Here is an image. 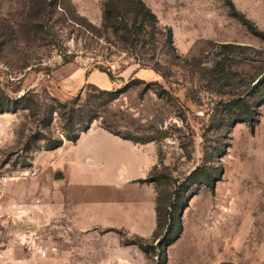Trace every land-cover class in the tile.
<instances>
[{
  "label": "rangeland",
  "instance_id": "374dc122",
  "mask_svg": "<svg viewBox=\"0 0 264 264\" xmlns=\"http://www.w3.org/2000/svg\"><path fill=\"white\" fill-rule=\"evenodd\" d=\"M45 1L44 11L40 0H0V97L15 99L34 89L66 101L82 92L83 106L88 83L124 88L104 118L123 134L155 137L148 144L157 155V182L147 183L165 199L164 210L184 183L183 232L167 248V264H264V102L252 124L229 127L224 112L212 122V97L199 93L205 69L224 53L238 74L257 70L264 39L234 13L264 32V0H231L235 10L226 0H144L160 27L173 29L175 50L164 46L163 29L157 58L148 62L158 61L165 76L137 63L133 49L112 33L89 30L90 24L102 26L105 0ZM47 23L64 41L63 52L74 55L72 62L63 64L50 44ZM225 43L244 49L227 52L220 47ZM98 65L109 66L115 80ZM162 89L167 92L161 97ZM27 114L0 111V264H159L158 256L132 243L137 236L152 241L157 225L143 232L127 223H100L127 222V211L116 202L127 205V191L135 188L116 184L112 164L86 166L87 148L97 142L122 155L127 149L92 132L76 143L65 140L55 150L34 152L31 166L13 165L15 155L5 163L38 131V121ZM92 125L104 128L102 119ZM60 129L56 117L51 131L58 136ZM207 161L213 187L191 183L190 174ZM58 197L66 203L58 204Z\"/></svg>",
  "mask_w": 264,
  "mask_h": 264
},
{
  "label": "trees",
  "instance_id": "16d2710c",
  "mask_svg": "<svg viewBox=\"0 0 264 264\" xmlns=\"http://www.w3.org/2000/svg\"><path fill=\"white\" fill-rule=\"evenodd\" d=\"M226 1L231 6V9L235 10L234 3L231 0ZM40 2L42 3V10L45 11L49 3L45 0H40ZM234 14L247 25L249 30L264 39V32L257 29L243 14L238 12ZM46 27L49 42L61 52L63 64L72 62L74 55L63 52L64 41L58 37L59 34L54 29L53 24L47 23ZM89 27L91 28L89 30L97 36L112 33L120 43L128 44L133 49L137 63L143 67L151 66L155 73L165 76L158 61L153 62V65H149L148 62H152L157 58V43L159 42L157 36L159 33H163V29L166 32L164 46L175 50L173 29L170 26L161 28L158 16L144 0H105L103 2L102 26L99 28L90 24ZM146 47L148 48L146 49ZM220 47L227 52L244 49L242 45L234 43L221 44ZM142 49H145V51H141ZM219 53L221 55L224 52L219 51ZM146 54L150 56L148 57ZM228 54L224 53L223 57L216 59L209 68L205 69V75H203L205 83H203L199 93L201 94L204 90L203 93H209L210 97H212L213 108L210 114L212 122H215L219 113L224 112L225 118L223 121L229 127L240 122L252 124L255 120L257 107L264 102V56L257 59L258 65L254 66L257 70L254 73H247L242 76V74H238L237 71L229 67ZM98 67L101 71L107 73L112 81L115 80L116 75L109 66L98 65ZM133 80L142 81L139 78ZM236 80L239 81L236 82ZM87 88V100L85 99L86 102L83 106L80 105V102L84 100L82 92L66 101H61L50 93H45L48 95L43 96L34 89L28 90L25 94L15 99H10L8 94H2L0 97V111L17 112L19 109L26 110L28 117L39 123L37 125L38 131L29 137L24 147L11 152L9 158L4 162H10L12 156L15 155L16 159L13 165L31 166L32 162L30 160L34 152L40 149L55 150L63 146L65 140L77 141L80 134L99 119H102L104 128L124 139L141 144L156 140L153 136L123 134L105 120L104 116L108 112V106L125 91L124 88L101 89L92 83H88ZM164 92L167 91L163 89L159 91V96H164ZM192 99L197 101L195 96ZM56 117L60 119L61 123L58 136H55L51 131ZM46 131L49 134L45 133ZM210 155L209 152H206V159H209ZM156 166V164L153 166L147 178L139 181L157 182V178L153 175V170ZM210 166L207 161L197 167L189 176L191 183L213 187L214 175ZM182 186H184V183ZM182 186L171 195L173 198L175 194V198L167 202L166 210L163 207L165 199L163 200L161 193H158L156 197L157 227L152 235V241L137 236L132 242L137 244L147 255L154 254L158 256L159 264H167V248L175 243L183 232L181 212L183 207H187L188 200L185 197ZM169 207L172 208L171 211L167 210Z\"/></svg>",
  "mask_w": 264,
  "mask_h": 264
},
{
  "label": "crops",
  "instance_id": "0c3cea01",
  "mask_svg": "<svg viewBox=\"0 0 264 264\" xmlns=\"http://www.w3.org/2000/svg\"><path fill=\"white\" fill-rule=\"evenodd\" d=\"M92 132L102 133L106 142L109 144L120 148H126L127 155H122L119 152L115 153L111 148L102 144L100 145L97 142H93L88 146L84 157V162L89 163L86 166L98 165L107 168L112 164L114 168L112 170L109 168V172L113 177H115V179H117L116 184H127V187L130 186L135 188L134 190L129 189L127 191V205H121L119 202H116L117 206H120L127 211V216L130 217L127 219V222L116 220L113 222L100 223H127V226L135 225L138 230L143 232L153 231L157 225V193H155V187H153V184H149L147 182L141 183L139 180L147 178L153 166L156 164L157 155L155 150L151 149L148 143H135L132 140L124 139L115 135L106 128L94 127L93 125H91L86 131H83L80 134L79 139L83 135ZM77 141L70 142L76 143ZM63 181H65V179ZM59 201L60 202H58V204H64L66 203V198ZM109 204L110 206H113L111 203ZM79 209L84 210L85 208L83 206H79L78 210Z\"/></svg>",
  "mask_w": 264,
  "mask_h": 264
},
{
  "label": "water",
  "instance_id": "95a60500",
  "mask_svg": "<svg viewBox=\"0 0 264 264\" xmlns=\"http://www.w3.org/2000/svg\"><path fill=\"white\" fill-rule=\"evenodd\" d=\"M185 208H186V206H185V207H183V209H182V212H181V217H182V216H183V214H184ZM221 264H236V263H234V262H223V263H221Z\"/></svg>",
  "mask_w": 264,
  "mask_h": 264
}]
</instances>
